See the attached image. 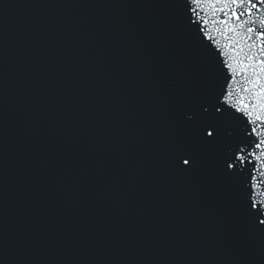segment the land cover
I'll return each mask as SVG.
<instances>
[{
  "label": "water",
  "instance_id": "95a60500",
  "mask_svg": "<svg viewBox=\"0 0 264 264\" xmlns=\"http://www.w3.org/2000/svg\"><path fill=\"white\" fill-rule=\"evenodd\" d=\"M235 7L0 0V264H264Z\"/></svg>",
  "mask_w": 264,
  "mask_h": 264
},
{
  "label": "snow or ice",
  "instance_id": "6c2138e0",
  "mask_svg": "<svg viewBox=\"0 0 264 264\" xmlns=\"http://www.w3.org/2000/svg\"><path fill=\"white\" fill-rule=\"evenodd\" d=\"M202 0H192L193 4H199ZM206 2L211 4H227V5H235V8H230L228 12H221L223 13L222 18L220 19L219 23L225 24L228 20H234L235 23L233 24L234 29L237 30V36L243 39L247 45V49L251 52L253 47H256V41H260V45L257 49L258 52L264 53V0H206ZM195 12V9L193 10ZM224 17H227L225 19ZM203 23H207V21H203ZM246 58L249 60H256L255 55H246ZM227 64V60L225 61ZM259 63L264 65V56L259 59ZM229 69L231 70V65H228ZM261 71H264V67L261 68ZM264 87V86H262ZM232 95L231 92V85L229 86V93L225 96V101L229 100V97ZM244 107H248V105H244ZM264 108V105H261ZM238 111L240 109H237ZM244 115L248 117V123L254 125L251 128V132L249 133L250 136H256L258 142L254 143V149L259 150V155L254 150L250 152L248 155L255 157L257 161V166L259 167L261 164H264V130L258 131V126L264 128V121L254 120L251 113L245 112ZM209 136L213 135V132H208ZM236 159L240 163H244L246 160V156L244 154V149L239 150V154L236 156ZM185 164H188L189 161L185 160ZM227 167H234V165L229 164ZM261 176H264V171L260 172ZM257 177L255 175L252 176V180L256 181ZM253 188L256 187V184L253 183ZM261 197H264V192L259 193ZM264 203V201H261ZM255 207L256 205H252ZM259 223L264 224V220L259 221Z\"/></svg>",
  "mask_w": 264,
  "mask_h": 264
}]
</instances>
